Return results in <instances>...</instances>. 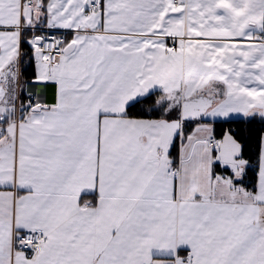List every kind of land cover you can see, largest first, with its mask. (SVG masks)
I'll list each match as a JSON object with an SVG mask.
<instances>
[{
  "label": "snow or ice",
  "instance_id": "6c2138e0",
  "mask_svg": "<svg viewBox=\"0 0 264 264\" xmlns=\"http://www.w3.org/2000/svg\"><path fill=\"white\" fill-rule=\"evenodd\" d=\"M0 264H264V0H0Z\"/></svg>",
  "mask_w": 264,
  "mask_h": 264
}]
</instances>
